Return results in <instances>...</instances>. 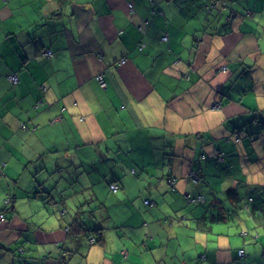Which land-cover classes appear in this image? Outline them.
<instances>
[{
    "label": "crops",
    "instance_id": "obj_1",
    "mask_svg": "<svg viewBox=\"0 0 264 264\" xmlns=\"http://www.w3.org/2000/svg\"><path fill=\"white\" fill-rule=\"evenodd\" d=\"M263 193L264 0H0V264H264Z\"/></svg>",
    "mask_w": 264,
    "mask_h": 264
},
{
    "label": "trees",
    "instance_id": "obj_2",
    "mask_svg": "<svg viewBox=\"0 0 264 264\" xmlns=\"http://www.w3.org/2000/svg\"><path fill=\"white\" fill-rule=\"evenodd\" d=\"M204 158V155L201 156ZM217 161L222 160V156L216 155L215 156ZM188 178L195 182L196 184H199L201 181H207L203 177L201 178L198 174L190 172L188 175ZM171 180V179H170ZM207 185V183H204ZM171 188V187H170ZM175 189V188H174ZM174 189L172 191H174ZM112 191V190H111ZM113 192V191H112ZM8 200V203L6 202ZM187 202L191 205L192 209L195 211H199V209H202L204 213H208L210 215V218H212L215 221H224L228 222V220H231V207L234 208L236 204H238L243 198H240L236 192L232 190H227L225 192V195L223 198H220L219 195H216L215 193H212L211 195L205 194L200 191V193H197L193 197H186ZM4 205L8 206L10 204L11 198L10 196H6L3 200ZM258 202L251 203L250 205L247 203L244 205V209L247 211V213L251 216L254 215H264V193L260 198L257 199ZM150 204V202H149ZM148 205V204H145ZM228 206L230 208H228ZM0 216L3 217V214H0ZM230 217V218H229ZM211 221H209L210 223ZM206 228H209L210 226H205ZM69 229H71L72 233H80L81 227H71L69 226ZM83 230V229H82ZM102 228H96L94 230H88L83 232L88 233V235H94L95 242H100L101 240V231ZM239 250L243 251V256L239 257L237 254V258L239 261V264H245L244 258H245V252L243 248H240L237 250V253ZM263 253H264V246H263Z\"/></svg>",
    "mask_w": 264,
    "mask_h": 264
},
{
    "label": "built area",
    "instance_id": "obj_3",
    "mask_svg": "<svg viewBox=\"0 0 264 264\" xmlns=\"http://www.w3.org/2000/svg\"><path fill=\"white\" fill-rule=\"evenodd\" d=\"M128 8H129V10H132V6L130 4L128 5ZM163 39H165V37ZM43 55L45 57H50L52 54H51L50 51H43ZM119 63L122 64L123 61L121 60V61H119ZM8 79L13 84H15L17 82V76L15 74L9 75L8 76ZM96 80H97V82L99 83L100 86H102V87L105 86V82H104V78H103V74L102 73L101 74H98L96 76ZM42 90L45 91L44 88ZM22 128H25V126L23 125ZM169 185H170L171 189L173 190L175 188L174 187V180H172V179L169 180ZM110 188H111V190L113 192H115L117 190L118 186L112 185ZM6 202L8 203V200ZM144 203L145 204H149V201L146 200ZM0 220H2V216H0ZM237 254H238L239 257H242L243 256V251L242 250H239V252Z\"/></svg>",
    "mask_w": 264,
    "mask_h": 264
},
{
    "label": "rangeland",
    "instance_id": "obj_4",
    "mask_svg": "<svg viewBox=\"0 0 264 264\" xmlns=\"http://www.w3.org/2000/svg\"><path fill=\"white\" fill-rule=\"evenodd\" d=\"M86 211H87V210H86ZM95 211H96V213H97L99 210H95ZM89 220H90V218H86V219H85L84 222H85L86 225L88 224V221H89Z\"/></svg>",
    "mask_w": 264,
    "mask_h": 264
},
{
    "label": "bare ground",
    "instance_id": "obj_5",
    "mask_svg": "<svg viewBox=\"0 0 264 264\" xmlns=\"http://www.w3.org/2000/svg\"><path fill=\"white\" fill-rule=\"evenodd\" d=\"M130 5H131V4H130ZM131 6H132V5H131ZM208 7H210V6H208ZM208 9H209V8H208ZM221 69L223 70V69H225V67H222Z\"/></svg>",
    "mask_w": 264,
    "mask_h": 264
}]
</instances>
